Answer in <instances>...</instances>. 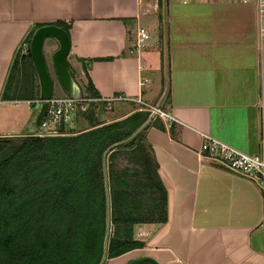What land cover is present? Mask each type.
I'll list each match as a JSON object with an SVG mask.
<instances>
[{
    "label": "crops",
    "instance_id": "1",
    "mask_svg": "<svg viewBox=\"0 0 264 264\" xmlns=\"http://www.w3.org/2000/svg\"><path fill=\"white\" fill-rule=\"evenodd\" d=\"M154 1L0 0V136L32 132L35 102L28 101L38 98V81L25 39L37 24L61 22L82 92L114 108L107 119L133 117L135 130L147 121L143 136L165 188V220L132 223L130 238L143 244L104 252L101 264L142 256L156 264H264L263 191L199 153L205 134L243 152L257 150L264 39L255 35L253 7L162 0L157 33ZM140 27L148 36L135 53ZM43 44L52 69L57 43L47 36ZM154 104L171 118L140 113Z\"/></svg>",
    "mask_w": 264,
    "mask_h": 264
},
{
    "label": "trees",
    "instance_id": "2",
    "mask_svg": "<svg viewBox=\"0 0 264 264\" xmlns=\"http://www.w3.org/2000/svg\"><path fill=\"white\" fill-rule=\"evenodd\" d=\"M55 24L68 29L61 22ZM33 30L25 39L28 48ZM92 96L82 92V97ZM100 123L91 122L72 134L0 136V264L24 259L28 252L37 259L42 252L35 247H49L54 239L63 247L65 238V244L74 247L77 237L76 250L85 261L101 264L107 196L111 224L104 248L107 256L143 244L130 238L132 223L165 220V188L147 150L144 127L125 141L135 130L134 125L125 130V118ZM125 149L137 152L143 167L140 179L136 169L130 173L115 169L113 159ZM53 221L58 223L56 233H49L47 224ZM26 235L36 246L25 248ZM142 263L153 264L146 260L134 264Z\"/></svg>",
    "mask_w": 264,
    "mask_h": 264
},
{
    "label": "built area",
    "instance_id": "3",
    "mask_svg": "<svg viewBox=\"0 0 264 264\" xmlns=\"http://www.w3.org/2000/svg\"><path fill=\"white\" fill-rule=\"evenodd\" d=\"M181 2L188 1H203V0H179ZM218 1H240L250 3L254 10L255 17V35L261 40L264 39V0H218ZM148 34L143 31V28L136 29V38L133 47L130 51L139 53L144 46V41ZM143 83V81H141ZM113 98H122L121 96ZM90 98L81 97L80 99L72 98L66 94L62 96L51 95L47 99V109L41 119L38 128L30 134L36 135H61L66 133V127L72 123L75 112L79 108L78 100L87 101ZM28 101L29 103L37 102ZM145 104L144 102H142ZM150 106L148 115L166 116L171 118L169 114L164 113L159 105ZM257 126V150L253 153L243 152L233 146L216 139L208 134L203 135L199 147V153L203 157H207L211 161L217 162L221 167L230 173L237 175L254 185L260 187L263 191L264 204V108H260L258 112ZM260 224L264 226V212L261 216ZM138 235H143L144 232L137 229Z\"/></svg>",
    "mask_w": 264,
    "mask_h": 264
},
{
    "label": "rangeland",
    "instance_id": "4",
    "mask_svg": "<svg viewBox=\"0 0 264 264\" xmlns=\"http://www.w3.org/2000/svg\"><path fill=\"white\" fill-rule=\"evenodd\" d=\"M155 7H157V17L155 22L154 30L155 32H161L163 30V26H161L162 23V5L159 3V0L154 1ZM162 3V0H160ZM160 45V42L157 43V46ZM44 44H42V51L44 49ZM53 95L62 96L64 95L63 91L61 90L60 86L55 81L53 84ZM107 106V107H106ZM146 106V105H143ZM114 108L110 107L108 108V104H100L99 102H90L89 104H86L85 109L77 108L74 118L72 120V123H70L66 127V134H72L74 132L83 130L87 128L91 122H97L100 121V124L109 123L116 120H121L123 118H115V119H107L112 114H114ZM135 120H130L129 118H125V130H129L133 127V123ZM113 164L116 170H123L124 168L128 173H130L133 169H136L139 172V177H136L137 179H140L142 177V164L141 160L134 150L131 149H125L120 150L116 154L115 158L113 159ZM50 226L49 233H56V227L58 226V223L53 221L50 222V224H47ZM111 226V224H110ZM35 229V227H33ZM62 230V229H61ZM60 231V230H59ZM37 232V231H35ZM75 233H79L78 230L75 231ZM26 243H24L25 248H30L28 245L36 246V243H32L30 237L27 235L24 237ZM61 240V239H60ZM75 246H71V243L69 245L65 244V238H63V247H61L60 241L57 239L50 241V246H36L35 250L40 253L36 257L37 259H34L33 256H31V252H28L26 256H24V259L15 260L12 264H88V262L85 261L82 254L79 253L78 248L80 243V240L75 238ZM77 245V246H76ZM73 247V250H71ZM106 248V247H104ZM102 249V254L105 252V249ZM103 259V257H101ZM1 264H7L4 260L1 261Z\"/></svg>",
    "mask_w": 264,
    "mask_h": 264
},
{
    "label": "water",
    "instance_id": "5",
    "mask_svg": "<svg viewBox=\"0 0 264 264\" xmlns=\"http://www.w3.org/2000/svg\"><path fill=\"white\" fill-rule=\"evenodd\" d=\"M47 36L53 38L57 43V47L53 50L50 57V63L52 69L49 68L42 51L43 40ZM69 45H70V41H69L68 32L63 27L55 23H44L37 26L33 30L29 38L30 58L38 81V98H37L38 101L35 102V110L30 120V124H29L30 131H35L38 128V125L46 112L47 99L50 98V96L52 95L53 84L55 81L60 86L64 94L76 99H80L82 97V89L79 86L78 82L74 79L68 66L67 55L69 51ZM83 103H84L83 101L78 100V104L80 106H83ZM146 122H144L131 135L125 138V141L131 138L138 130H140V128H142ZM147 150L151 152L148 146H147ZM105 188L106 191L108 192L107 184ZM106 214H107L106 216L107 224H106L104 247H106L107 236L110 229L108 196H107ZM104 258L105 256H103V259ZM141 260H146L152 262L153 264H156L153 259L147 256L135 257L129 260L126 264H134Z\"/></svg>",
    "mask_w": 264,
    "mask_h": 264
}]
</instances>
